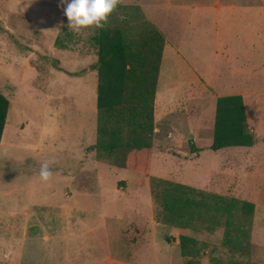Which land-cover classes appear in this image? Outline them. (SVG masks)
<instances>
[{
  "label": "rangeland",
  "instance_id": "374dc122",
  "mask_svg": "<svg viewBox=\"0 0 264 264\" xmlns=\"http://www.w3.org/2000/svg\"><path fill=\"white\" fill-rule=\"evenodd\" d=\"M200 1L122 0L106 25L128 39L155 27L176 50L162 53L158 79L169 84L163 94L172 102L166 96L168 110L157 112L142 174L88 149L97 140L96 28H67L62 0H0V91L9 100L0 141V264H184L180 233L199 241V264H264V101H244L261 142L209 148L216 94L264 90V46L235 55L228 67L238 73L210 78L224 83L212 93L201 75L214 63L215 32L204 39L200 18L192 23L181 6ZM219 66L215 74L225 72ZM46 160L56 161L48 182L39 178ZM162 179L253 202L243 248L224 244L223 225L208 231L157 221L153 193Z\"/></svg>",
  "mask_w": 264,
  "mask_h": 264
},
{
  "label": "trees",
  "instance_id": "16d2710c",
  "mask_svg": "<svg viewBox=\"0 0 264 264\" xmlns=\"http://www.w3.org/2000/svg\"><path fill=\"white\" fill-rule=\"evenodd\" d=\"M96 45L97 140L88 149H97L121 168L148 174L154 131V98L164 37L155 27L146 28L138 38L128 39L119 28L97 29L92 35ZM55 43L63 46L61 38ZM9 109L8 98L0 91V141ZM256 135L247 126L246 109L240 94L216 98L211 150L230 146H252ZM199 151L198 147H192ZM155 181L156 179H152ZM153 193L160 207L155 218L166 225L193 228L200 224L208 231L224 226L225 245L243 248L249 236L248 224L254 203L209 192L172 180ZM238 215L241 223H234ZM172 238H167L170 242ZM184 264H199V241L188 234L178 236ZM233 264H253L234 262Z\"/></svg>",
  "mask_w": 264,
  "mask_h": 264
},
{
  "label": "crops",
  "instance_id": "0c3cea01",
  "mask_svg": "<svg viewBox=\"0 0 264 264\" xmlns=\"http://www.w3.org/2000/svg\"><path fill=\"white\" fill-rule=\"evenodd\" d=\"M185 10L186 14H192L190 18L191 22L195 24V19L200 18L201 24H203L202 33L203 38L206 39L210 33L215 32V38L211 41L212 46L214 47V63L207 64V70L203 69L202 79L205 80V84L211 89L213 93L212 85H224L222 81L212 83L209 81L210 78L220 80L223 77L229 76L231 74L238 73V66L232 68V71H229L230 65H228L231 61H234L237 57L235 55L241 53L245 54L247 57V52L249 49L246 47H253L255 44L258 46H264V0H201L200 2L189 3ZM194 14V15H193ZM193 18H195L193 20ZM211 24H214L213 30H209ZM234 32V33H232ZM233 34L235 36H233ZM231 37V38H229ZM208 39V38H207ZM162 53L164 50L172 47V51L175 48L166 40H164ZM233 58L229 57V55H233ZM163 59L164 56H161L160 66L163 67ZM206 62V61H205ZM264 62V60H263ZM222 65L224 71H218V74H215V64ZM206 65V63L203 64ZM159 66V71H160ZM222 66H219V69H222ZM224 72V73H223ZM205 77V78H204ZM159 78V73L157 76V84L154 98V117L153 121L156 120L157 112L164 110H168L169 105L167 107H163L164 98L168 96V104H170L171 96L169 92H165L163 94L165 88L169 85L168 83L163 84ZM208 80V81H207ZM241 83L235 82L234 85L231 86H240ZM253 86V85H250ZM237 91V90H236ZM245 101L246 98H253L256 101H264V90L259 89L254 91V89H246L239 90L238 93ZM217 96H220L216 94ZM161 97V100L160 98ZM245 104V103H244ZM246 106V105H245ZM246 109V108H245ZM247 121L248 115L246 111ZM262 117V116H259ZM213 123L214 118L212 116V129L211 134L213 132ZM248 126V125H247ZM249 128V127H248ZM250 131L256 135V141L252 146H256L257 143L261 142V135L257 133L258 124H255V127L249 128ZM212 140V138H211ZM252 146H243V147H231V148H251ZM230 147L227 149H230ZM226 148V147H224ZM154 150V145L152 147ZM226 150V149H223ZM216 151H220L219 149Z\"/></svg>",
  "mask_w": 264,
  "mask_h": 264
},
{
  "label": "clouds",
  "instance_id": "9594fccd",
  "mask_svg": "<svg viewBox=\"0 0 264 264\" xmlns=\"http://www.w3.org/2000/svg\"><path fill=\"white\" fill-rule=\"evenodd\" d=\"M62 3L66 5L64 14L68 20L67 28L79 33L90 27L104 29L122 0H62ZM54 163L55 160H46L41 164L39 178L42 181L52 179L51 165Z\"/></svg>",
  "mask_w": 264,
  "mask_h": 264
}]
</instances>
